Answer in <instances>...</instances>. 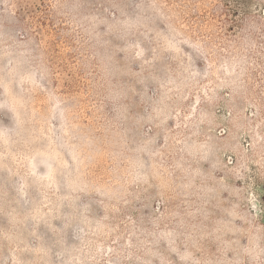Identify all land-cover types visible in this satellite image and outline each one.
Listing matches in <instances>:
<instances>
[{
	"label": "rangeland",
	"instance_id": "rangeland-1",
	"mask_svg": "<svg viewBox=\"0 0 264 264\" xmlns=\"http://www.w3.org/2000/svg\"><path fill=\"white\" fill-rule=\"evenodd\" d=\"M0 264H264V0H0Z\"/></svg>",
	"mask_w": 264,
	"mask_h": 264
}]
</instances>
